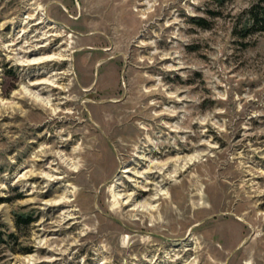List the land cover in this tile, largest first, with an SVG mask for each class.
<instances>
[{
	"label": "rangeland",
	"instance_id": "1",
	"mask_svg": "<svg viewBox=\"0 0 264 264\" xmlns=\"http://www.w3.org/2000/svg\"><path fill=\"white\" fill-rule=\"evenodd\" d=\"M260 2L0 0V264H264ZM145 155L184 159L151 213L116 199Z\"/></svg>",
	"mask_w": 264,
	"mask_h": 264
},
{
	"label": "bare ground",
	"instance_id": "2",
	"mask_svg": "<svg viewBox=\"0 0 264 264\" xmlns=\"http://www.w3.org/2000/svg\"><path fill=\"white\" fill-rule=\"evenodd\" d=\"M44 22H45L44 20H40L36 24L40 25L41 23H44ZM53 27H55V26H53ZM50 35L56 36L55 33H52ZM33 42L34 41L28 42L27 47L23 46V48H24L23 50L25 51V53L22 50V48L16 47L19 44V41L17 42V40H16V42H11V43L7 44L4 48L8 49L11 53L13 52L14 54H17V59L20 60L21 64H44L46 62H52L53 60H57L59 58V56L55 55V54H47V55H42L39 57H30L32 54H34L33 52H31V50H29L30 49L29 47L34 46ZM40 47L41 48L46 47V44H44V45L42 44ZM40 83H41V85L47 84L48 86H51V85L53 86L54 80L46 79L45 81L32 83V86L35 89H31L30 87L25 86L24 87V94L27 97H29L31 100H33L34 103L42 106L45 109H50L52 111V113H54V114H58V111H60V110L58 107L53 106L54 103H53L51 93L50 92L45 93L44 90H42V88H40V86H39ZM141 97H143V96H141ZM136 114L138 116V115H141L142 113L137 112ZM141 128L145 129L144 127H141ZM123 130H124V127H123ZM148 143H149V145H152V146L153 145H155V146L159 145V142L152 143V142H150V140L148 141ZM159 146H161V145H159ZM58 153H59V156H61L62 160L63 159L68 160V158L64 157L62 152H58ZM142 159L144 160V162H146L145 163L146 168L144 170H142V171L135 170V172H133V173H132V169L129 167H127L126 169L123 170L124 173H131L130 174V176L132 175L131 181L135 183L136 190H132L129 192L127 191V193H123V192H120V190H116V199L123 201V203L125 205L131 206V209L133 211H145L147 213H151L154 210H157L156 209L157 205L153 204L154 201L161 199V198H168V190H166L164 188V185L166 183V178L172 179L174 177V174L178 171V169L181 167H184V159L183 158L174 159V163H175V167H176L175 173L169 172V165L171 164V161L169 162L168 160L167 161L151 160L148 155H145ZM193 159L195 160L196 158L192 157L191 160H193ZM73 161L74 160H72V159L68 160V162L71 165L74 164ZM166 172L167 173L169 172V173L167 174ZM157 175H158V178H161L159 181L156 180ZM153 186L155 187L156 192L153 194L152 197L146 198L144 201H138L137 200L142 195H145L148 193L150 194V192L153 191V188H151ZM117 187H118V185H117Z\"/></svg>",
	"mask_w": 264,
	"mask_h": 264
},
{
	"label": "trees",
	"instance_id": "3",
	"mask_svg": "<svg viewBox=\"0 0 264 264\" xmlns=\"http://www.w3.org/2000/svg\"><path fill=\"white\" fill-rule=\"evenodd\" d=\"M215 2H218L220 6L225 5L229 0H212ZM203 20H197L196 22L198 24H202ZM245 30L249 33L252 32V30L263 31L264 32V0H261L260 3L252 6L250 10L248 11V21L245 26ZM28 224L30 222L29 219L20 220V222Z\"/></svg>",
	"mask_w": 264,
	"mask_h": 264
}]
</instances>
